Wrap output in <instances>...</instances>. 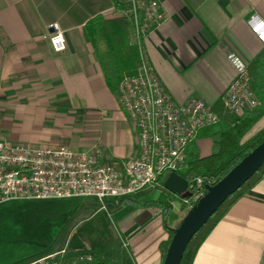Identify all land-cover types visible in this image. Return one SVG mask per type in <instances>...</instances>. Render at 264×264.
Masks as SVG:
<instances>
[{"label":"crops","instance_id":"obj_1","mask_svg":"<svg viewBox=\"0 0 264 264\" xmlns=\"http://www.w3.org/2000/svg\"><path fill=\"white\" fill-rule=\"evenodd\" d=\"M163 1L171 17L144 42L151 63L178 101L199 96L215 110L221 108L237 73L233 55L250 64L264 51V38L255 28L264 24V0ZM117 13L116 0H0V136L76 148L75 127L97 120L105 137L95 146L105 158L136 155L135 127L119 109L118 95L108 86L85 34L91 19ZM54 23L66 36L62 50L50 39ZM206 127L194 138L201 156L214 150ZM262 129L264 114L244 139ZM112 213L120 215L128 248V256L116 253L123 264H164L172 228L185 210L173 207L166 215L163 206L125 202ZM192 264H264V175L226 208L197 247Z\"/></svg>","mask_w":264,"mask_h":264},{"label":"built area","instance_id":"obj_2","mask_svg":"<svg viewBox=\"0 0 264 264\" xmlns=\"http://www.w3.org/2000/svg\"><path fill=\"white\" fill-rule=\"evenodd\" d=\"M120 12L129 21L133 41L140 50L138 71L122 78L117 94L136 130V155L110 160L96 146H39L0 136V203L10 199L94 197L106 209L112 199L132 198L146 189L165 186L170 172L180 173L186 166L187 149L198 130L219 121L218 112L202 97L178 101L150 61L144 42L171 17L164 1L121 0ZM51 26L55 28L50 35L54 48L64 49V30L58 23ZM255 28L264 38V24ZM232 59L237 73L223 101L236 118L260 101L251 86L249 63L237 54ZM187 178L190 193L183 198L193 208V202H198L213 183L200 174L190 173ZM67 251L49 252L19 264H79L93 259L86 253L66 261Z\"/></svg>","mask_w":264,"mask_h":264},{"label":"trees","instance_id":"obj_3","mask_svg":"<svg viewBox=\"0 0 264 264\" xmlns=\"http://www.w3.org/2000/svg\"><path fill=\"white\" fill-rule=\"evenodd\" d=\"M121 0H116L117 14L106 17L98 15L91 19L85 29L86 37L93 43L97 57L102 65L106 81L114 94L118 89L122 78L126 74L136 73L140 65L139 47L132 41V30L129 21L121 14ZM251 86L257 94L260 103L251 110L236 119L223 102V106L216 109L220 114V120L206 127L214 141V150L207 156H201L195 145V139L189 145L188 160L186 166L180 173L186 177L192 171H197L211 183H216L223 178L233 166H235L246 154L264 140V129L244 139V135L252 124L264 114V51L249 64ZM220 123V124H219ZM198 163H204L207 169L197 168ZM264 175V164L262 167L238 190L219 207L193 236L184 252L180 264H192L195 251L199 244L209 233L211 227L223 215L226 208L259 177ZM176 193L169 191L165 186L154 187L137 198L122 199V203L132 202L136 205H158L163 206L166 215L173 212L172 198ZM184 196H180L181 208L185 214L181 217L175 227L172 228L171 238L186 214L192 209L187 207ZM196 201L193 205H196ZM91 253L92 260H84L79 264H116L107 254H102L93 248L68 249L64 260L70 261L81 254Z\"/></svg>","mask_w":264,"mask_h":264},{"label":"rangeland","instance_id":"obj_4","mask_svg":"<svg viewBox=\"0 0 264 264\" xmlns=\"http://www.w3.org/2000/svg\"><path fill=\"white\" fill-rule=\"evenodd\" d=\"M119 109L131 125L127 113L121 106ZM74 130L73 137H79L75 143L78 149L93 148L99 137H105L97 120L89 125H78ZM196 167L207 169L204 163ZM192 174L199 173L192 171ZM172 201L176 209L182 210L180 196L173 197ZM121 205L122 199L114 200L104 209L94 197L4 201L0 203V264L23 262L35 254L81 247L97 248L102 254L110 252L116 264H123L116 253L122 251L128 256V248L121 235L120 215L112 213Z\"/></svg>","mask_w":264,"mask_h":264},{"label":"water","instance_id":"obj_5","mask_svg":"<svg viewBox=\"0 0 264 264\" xmlns=\"http://www.w3.org/2000/svg\"><path fill=\"white\" fill-rule=\"evenodd\" d=\"M264 164V140L246 154L219 181L207 186L206 194L186 214L176 228L166 251L164 264H180L185 250L197 231L219 207L246 183ZM165 187L176 194L187 196L189 180L177 171L169 173Z\"/></svg>","mask_w":264,"mask_h":264}]
</instances>
